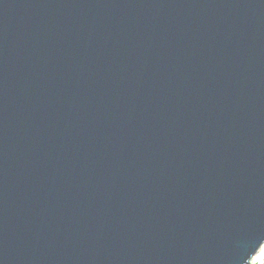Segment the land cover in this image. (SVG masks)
I'll list each match as a JSON object with an SVG mask.
<instances>
[{
    "label": "water",
    "instance_id": "1",
    "mask_svg": "<svg viewBox=\"0 0 264 264\" xmlns=\"http://www.w3.org/2000/svg\"><path fill=\"white\" fill-rule=\"evenodd\" d=\"M263 243L264 0H0V264Z\"/></svg>",
    "mask_w": 264,
    "mask_h": 264
},
{
    "label": "bare ground",
    "instance_id": "2",
    "mask_svg": "<svg viewBox=\"0 0 264 264\" xmlns=\"http://www.w3.org/2000/svg\"><path fill=\"white\" fill-rule=\"evenodd\" d=\"M264 261V243L261 247H259L255 254L252 256L249 264H262Z\"/></svg>",
    "mask_w": 264,
    "mask_h": 264
},
{
    "label": "rangeland",
    "instance_id": "3",
    "mask_svg": "<svg viewBox=\"0 0 264 264\" xmlns=\"http://www.w3.org/2000/svg\"><path fill=\"white\" fill-rule=\"evenodd\" d=\"M262 264H264V261H263V263Z\"/></svg>",
    "mask_w": 264,
    "mask_h": 264
}]
</instances>
